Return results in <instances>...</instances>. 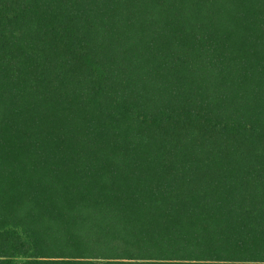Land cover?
I'll list each match as a JSON object with an SVG mask.
<instances>
[{"label": "trees", "instance_id": "16d2710c", "mask_svg": "<svg viewBox=\"0 0 264 264\" xmlns=\"http://www.w3.org/2000/svg\"><path fill=\"white\" fill-rule=\"evenodd\" d=\"M0 264H264V0H0Z\"/></svg>", "mask_w": 264, "mask_h": 264}]
</instances>
